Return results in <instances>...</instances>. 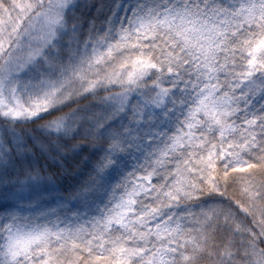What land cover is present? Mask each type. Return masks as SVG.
<instances>
[{
    "label": "snow or ice",
    "instance_id": "snow-or-ice-1",
    "mask_svg": "<svg viewBox=\"0 0 264 264\" xmlns=\"http://www.w3.org/2000/svg\"><path fill=\"white\" fill-rule=\"evenodd\" d=\"M0 264H264V0H0Z\"/></svg>",
    "mask_w": 264,
    "mask_h": 264
}]
</instances>
